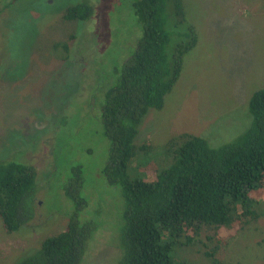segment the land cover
<instances>
[{
	"label": "rangeland",
	"instance_id": "374dc122",
	"mask_svg": "<svg viewBox=\"0 0 264 264\" xmlns=\"http://www.w3.org/2000/svg\"><path fill=\"white\" fill-rule=\"evenodd\" d=\"M12 1L0 0L1 8ZM108 1L16 0L0 12V159L32 164L38 179L32 221L8 234L0 218V264H16L64 229L72 209L64 187L76 178V166L89 205L79 218L95 225L81 264L120 262L124 201L102 176L109 142L95 109L100 98L94 78L103 61L107 65L100 69L115 66L120 51L133 52L137 37L132 0ZM183 1L197 44L162 109H150L138 128L134 142L152 149L146 160L128 164L131 178L154 177L150 161L159 160L158 150L173 135L193 133L212 146L235 140L249 126L250 95L264 87V0ZM81 2L94 5L95 15L84 22L65 20L67 9ZM69 36L73 58L58 60L52 45ZM120 41L127 42L124 49ZM255 198L264 203V193ZM261 214L236 234H224L217 255L225 263L264 264ZM216 239L201 236L209 247ZM172 257L205 264L186 248L174 247Z\"/></svg>",
	"mask_w": 264,
	"mask_h": 264
},
{
	"label": "trees",
	"instance_id": "16d2710c",
	"mask_svg": "<svg viewBox=\"0 0 264 264\" xmlns=\"http://www.w3.org/2000/svg\"><path fill=\"white\" fill-rule=\"evenodd\" d=\"M14 1L0 5V12ZM130 6L135 49L120 51L115 66L100 69L103 61L94 72L100 98L95 109L109 142L102 176L120 189L124 201L119 264H191L174 260V247L195 252L205 264H228L217 255L226 244L224 234H236L264 212V203L255 198L264 193V87L250 95V123L235 140L212 146L209 138L193 133L173 135L158 150L161 161H150L154 177L131 178L128 164L141 156L146 160L152 149L134 142L138 128L150 109H162L198 36L183 0H132ZM106 12L112 14L109 7ZM93 15L94 5L81 2L68 8L64 19L84 22ZM72 43V36L55 41L52 54L61 61L73 58ZM92 106L93 101L90 111ZM74 169L76 178L64 187L72 207L64 229L16 264H81L95 225L79 218L89 205L80 194L81 167ZM36 178L32 164L0 159V218L6 233L34 218ZM203 234L217 238V245L207 246Z\"/></svg>",
	"mask_w": 264,
	"mask_h": 264
}]
</instances>
